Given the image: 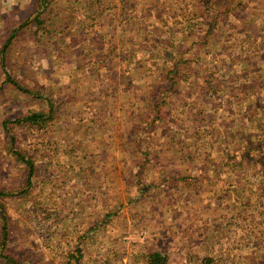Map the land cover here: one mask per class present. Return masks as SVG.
<instances>
[{"label":"rangeland","instance_id":"1","mask_svg":"<svg viewBox=\"0 0 264 264\" xmlns=\"http://www.w3.org/2000/svg\"><path fill=\"white\" fill-rule=\"evenodd\" d=\"M189 1L54 0L40 25L34 20L39 0H0V61L10 38L8 73L33 90L23 94L8 82L0 63V211L12 220L9 245L22 264H71L79 248L86 264H148V253L158 249L169 264H264V169H247L242 187L231 160L244 161L248 152L264 158V100L228 109L226 97L215 91L196 98L202 82L194 79V89L168 93L155 108L149 97L155 77L138 79L135 63L132 72L119 66L166 21L165 28L180 32L177 40L190 46L186 55L203 62L200 67L193 60L196 74L207 67L222 82L243 73L264 81V38L246 42V27L264 31V0L233 1L243 17H231L213 41H230L227 68L208 65L206 57L218 60L217 53L206 56L192 45ZM100 34L117 47L109 69H99L89 43ZM72 36L79 43L70 46ZM40 94L54 108L62 106L48 128L16 129L26 155H35L29 185L28 169L9 154L6 128L12 133L18 118L47 112L50 101L35 97ZM257 96L264 97V84ZM150 104L149 120L136 126ZM131 129L140 130L152 155L133 156L122 139ZM195 145L204 152L186 159ZM134 163L142 180L130 177Z\"/></svg>","mask_w":264,"mask_h":264},{"label":"trees","instance_id":"2","mask_svg":"<svg viewBox=\"0 0 264 264\" xmlns=\"http://www.w3.org/2000/svg\"><path fill=\"white\" fill-rule=\"evenodd\" d=\"M39 1L43 9L41 6L38 8L34 20L41 25V20L45 19V15H47V13L49 12L48 7L54 2V0ZM233 1L234 0L189 1L190 3L188 5V8L190 9V12L188 17H191V22L194 27L191 28V31L194 30L192 35L194 36V38H196L194 40L195 43L192 45L204 48V55L206 56L210 55L213 51L217 53L218 58L220 57L218 60L212 58L207 59L206 57V60H208V65L217 66V64H221V67L224 66L223 68H227V66L225 65L232 56H230L226 51V46L228 43H230V41L221 43L219 46H215L213 41L215 40L216 36L221 33L222 27L226 23H228V20L231 19V17L235 15H238L239 17L242 16L240 14H237L238 3L233 5ZM254 1L255 0H250V2ZM192 5L194 7L196 5L198 6V11H195V13H193L192 11ZM262 14L264 15V13ZM92 17L94 16L92 15ZM158 17H164V15L160 14ZM87 23L91 25L89 21ZM167 25L168 23L166 21H163L161 26L156 25L150 33L146 34V40L141 41L142 47L139 49H135L131 55H127L119 62V66L124 65L126 67H130V72H132L131 64H137V67L134 69L139 71V75L137 77L138 79H149L151 77H155L154 83L151 86L153 90L149 95V97H155L153 99L154 102L156 101L155 108H159L163 104V101L159 100V98H167L168 93H176L178 91L186 89L187 87H191L192 89H194V86L191 84L194 79L195 83L202 82V85L199 86L200 93H198V96H196V98H198L199 95L203 94V91H215L218 94H222L226 97L225 107H227L228 109L231 108L232 103L234 102H244L249 104L250 102H256L258 99L264 100L263 96H257L261 86H263L264 84V81L258 75L251 77L249 74L243 73V76L239 77L240 81L236 77H228L225 82H222L218 78L219 76L214 70L215 68H211L208 70L207 67H203L202 70H198L196 74L194 72L193 60L196 59L197 64L200 67L203 65V62L196 57L195 53H193V55H186L188 53L187 49H189L190 46H187L184 41L183 43L181 41H178L176 36L180 32H178L177 30L173 31V27L165 28V26ZM21 26H23V24H21ZM82 29L85 28L83 27ZM82 29L80 31V37L81 43H84V40L87 39V37H84ZM186 31L187 30L183 32ZM16 32L17 29L13 30L10 36L14 37L16 35ZM246 32V36L248 37L246 39V42L248 43H259V39L264 38V31L258 34L257 30L254 31V29L246 27ZM9 42L10 38L1 49L0 61L2 69L8 74V82L15 84L23 94L26 92L27 94H30L28 92L33 93V90H30L31 88L28 89L29 87L22 86L17 80L13 78L11 79V76L8 73V68L5 64V55L7 53L6 51L9 48ZM76 43L79 42H76L75 38L72 36L70 46ZM89 43L91 44V49L94 52V56L96 58L99 69L105 67L109 69L111 65L116 64L114 63V61L115 56H117V47L114 44L108 45V43H106L105 41L104 34H100L99 37L95 36ZM140 55L141 57H139ZM140 61H142L143 63L141 65H138ZM195 75L196 78L194 77ZM201 79L202 81H200ZM35 97H41V100L45 98L47 102L50 101V103H48L49 110L47 112L43 110H37L36 112L28 113V115L23 118H18L16 121H14L16 122V126L13 129L14 132L12 130V133L9 128H6V132H8V135H10L9 140L11 149H9V154L14 156L16 166L23 165L25 169H28L27 182L29 183V185L31 184L33 175L36 173L37 167L34 161L35 155L31 153L30 155H26L27 149H24V147L20 145L22 142H20L21 139H18L17 137L18 132L16 131V129L19 126H22L23 128L29 127L33 131H35L36 129L38 131L44 130L56 120V117L58 118V116L60 115L59 111L61 110L62 106L61 104L54 108V105L51 102V98H48L47 96L45 97V95H35ZM152 105L153 104L149 105V110L145 112V114H142L141 116L138 115V117L136 118L137 121L135 123L136 126L140 127V122L142 123L149 120L148 113H150ZM156 112L161 113V109H157ZM132 124L134 125V122H132ZM146 132L147 130H144L141 134ZM139 133L140 130L134 131V129H131L130 132H124L122 139L124 140L123 142L125 143V146H129V150H133L134 157L139 156V154L152 155V152L154 151L150 152L149 148L151 147L147 145L145 141L138 137ZM127 141H130L131 143ZM142 141L144 143H142ZM76 150H78V148L76 146H73V152ZM203 152V149H200L195 145V147L188 152L186 159H190L197 154L201 155ZM69 154L71 155V153ZM247 154L248 155L245 157L244 161L231 159L237 166L235 169V173L238 176V179H242V187L243 181L247 180V174L245 175L247 169H264V158L260 157V155L251 156L249 152ZM48 157L51 158V155H49ZM197 158L198 156L194 157V159ZM135 162L138 163V161ZM133 165L136 171L135 173L130 172V177L139 178L140 180H142V169L136 166L135 163ZM254 174L259 173L255 170ZM16 189L18 190L20 188L17 187ZM241 189L242 192L245 191L244 188ZM1 207L2 206L0 205V210ZM1 211L0 222L2 219L3 224L1 225L0 234V264H22L18 256L10 248L11 245H9L10 237L12 236L10 233L11 231L9 230L10 227L7 226V224L10 225L12 220L8 215L3 214V216H1ZM68 256H70V254ZM147 258L148 264H169V256L167 255V253L163 252L160 249L148 253ZM69 260L71 264H86L84 260L83 249L79 248L78 251L72 252Z\"/></svg>","mask_w":264,"mask_h":264},{"label":"built area","instance_id":"3","mask_svg":"<svg viewBox=\"0 0 264 264\" xmlns=\"http://www.w3.org/2000/svg\"><path fill=\"white\" fill-rule=\"evenodd\" d=\"M126 264H137V263H134L132 261H128V263H126ZM181 264H213V263H205V262H201V261L194 262V261H190V260L186 259Z\"/></svg>","mask_w":264,"mask_h":264}]
</instances>
